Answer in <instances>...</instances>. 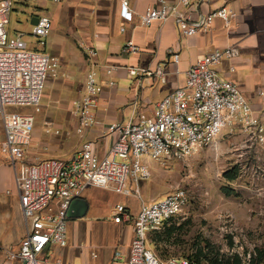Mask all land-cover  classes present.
I'll list each match as a JSON object with an SVG mask.
<instances>
[{
    "label": "built area",
    "instance_id": "obj_1",
    "mask_svg": "<svg viewBox=\"0 0 264 264\" xmlns=\"http://www.w3.org/2000/svg\"><path fill=\"white\" fill-rule=\"evenodd\" d=\"M38 1L57 3L62 0ZM13 2L0 0V117L4 131L0 152L13 171L25 234L15 250L0 245V264H62L51 261L49 251L55 246H67L71 201L82 196L90 186L141 199L139 181L151 175L147 165L140 162L144 155L159 161L183 159L203 148L213 147L224 129L238 128L251 144L264 143V126L258 115L237 84L217 73L219 65L239 55L236 47L228 46L214 49L189 65L184 72L183 85L160 99L151 114H137L126 123L107 124L101 135H113L115 139L104 156L96 153L93 140L85 139L68 158L28 160L26 150L32 139L34 112L40 110L42 91L49 72L57 65V58L42 49H28L21 40V32L16 38L9 37L6 26ZM187 4L188 0H176L174 5L157 0V5L135 15L128 1L120 0L119 16L125 23L136 20L144 26L173 18L180 35L192 36L208 29L214 19L228 26L236 15L233 9L220 7L191 20L179 11L180 5ZM36 17L37 23L31 24V34L44 45L42 38L50 32L52 21L47 15ZM120 30L124 31L125 27ZM136 51L138 48L131 41L125 43L124 53ZM84 53L89 69L81 95L71 102V112L77 120L75 132L80 136L95 124L94 105L103 90L97 68L107 77L106 84L110 87L115 84L112 74L117 68L99 65L94 46L86 48ZM169 53L177 62L178 53L172 50ZM126 70L132 77L156 75L165 81L161 66L155 69L127 67ZM234 70L229 64L227 72ZM53 133L59 134L60 130L53 129ZM128 183L130 187L134 185L132 190L127 187ZM188 203L189 198L181 188L158 201H141L133 218V238L125 264H193L184 257L161 260L148 247V233L182 217ZM129 219L128 210L117 205L112 221L123 223ZM91 255L96 256L93 251ZM113 258L122 259L121 251L116 250Z\"/></svg>",
    "mask_w": 264,
    "mask_h": 264
},
{
    "label": "crops",
    "instance_id": "obj_2",
    "mask_svg": "<svg viewBox=\"0 0 264 264\" xmlns=\"http://www.w3.org/2000/svg\"><path fill=\"white\" fill-rule=\"evenodd\" d=\"M127 1L135 15L143 13L147 7L157 5V0ZM175 1L166 0L169 5H174ZM119 3L120 0L53 2L50 16L52 29L57 27L59 31L58 36L49 43L50 49L44 50L64 62L63 69L57 72L59 78L48 80L45 86L50 87L55 82L64 84L68 98L73 96L78 85L82 89L89 69L84 51L93 46L97 48L96 61L99 65L117 67L112 74L115 84L108 86L107 77L97 68L103 90L94 105L95 124L84 131L82 136L75 132L77 120L71 112V103L66 111L41 107L39 115L34 116L32 139L26 150L28 160L69 157L85 139L93 140L96 153L104 156L115 139L113 135H101L107 124L126 123L137 114H151L160 99L183 85L184 72L189 65L214 49L228 46L236 47L239 55L219 65L217 73L237 84L264 126V0H188L187 5L179 6V11L191 20L220 7L233 9L236 13L228 26L222 20L214 19L208 29L192 36L180 35L173 18L154 21L147 26L137 24L136 20L125 23L119 16ZM32 17L34 16L30 20ZM122 26L125 27L124 31L120 30ZM127 41H131L138 51L124 53ZM169 50L178 53L177 62H174ZM229 64L235 68L232 73L227 72ZM157 66L163 67L165 81H161L156 75L142 74L134 78L126 70L127 67L155 69ZM46 124L51 125L50 133L43 128ZM52 128L59 129L60 133L54 134ZM3 140V123L0 117V145ZM91 187L95 186L88 187L82 196L71 201L68 224L81 223L94 212ZM135 215L129 214L130 219L123 223H115L110 218L113 224L121 226L122 241H119L122 246L115 247L104 260L100 258L90 264H125L127 250L133 238ZM24 234V219L13 171L0 152V245L15 250ZM116 250L121 251L122 259L113 258Z\"/></svg>",
    "mask_w": 264,
    "mask_h": 264
},
{
    "label": "rangeland",
    "instance_id": "obj_3",
    "mask_svg": "<svg viewBox=\"0 0 264 264\" xmlns=\"http://www.w3.org/2000/svg\"><path fill=\"white\" fill-rule=\"evenodd\" d=\"M52 4L38 0H14L6 26L9 37L16 38L21 32V40L28 49L46 48L48 51L49 43L58 36L59 29L51 28L48 35L42 38L45 45H40L39 39L31 34L30 17H50ZM63 62L57 58V65L49 72L46 83L59 78ZM63 86L57 82L50 87L44 86L40 108L45 106L49 110L66 111L72 100L81 95V85L69 98ZM37 115L39 113L34 112V116ZM50 126L46 124L43 127L47 133H50ZM140 162L147 165L151 174L148 179L139 181L141 199L116 193L112 189L91 187L94 212L81 223L67 222V246L53 247L49 251L51 261L90 264L100 258L104 260L115 247L122 246L121 226L110 221L117 204L134 215L141 201H158L181 188L189 198L185 214L168 225L175 227L171 234L158 236L152 232L148 235V247L154 254L162 260L188 257L194 253V244L206 239L226 256L238 254L243 264H264V143L251 144L238 128L231 131L224 129L213 147L203 148L191 156L159 161L144 155ZM235 167L238 169L236 178L227 180L223 174ZM127 187L132 190L134 185L130 187L128 183ZM257 250L261 252L262 260L258 261L256 257L248 263ZM92 251L97 255L92 256Z\"/></svg>",
    "mask_w": 264,
    "mask_h": 264
},
{
    "label": "trees",
    "instance_id": "obj_4",
    "mask_svg": "<svg viewBox=\"0 0 264 264\" xmlns=\"http://www.w3.org/2000/svg\"><path fill=\"white\" fill-rule=\"evenodd\" d=\"M237 172L238 169L237 167H235L233 170L225 171L223 176L227 180H233L236 178ZM228 192L230 191L228 190ZM172 222L173 221H171L170 223H165L164 226L159 230L150 231L148 235L152 232L157 233L158 236H161V234H167V235L171 234V232L175 229V227L168 225L171 224ZM193 249H194L193 254L189 255L188 257H184L187 258L193 264H243L242 259L238 254L226 256L219 251L218 247H216L213 243H211L206 239L200 243L197 242L196 244H194ZM256 257L258 258V261L262 260L261 252H259L258 250L257 253H254V255L248 259L247 262L248 263L253 262L256 259Z\"/></svg>",
    "mask_w": 264,
    "mask_h": 264
},
{
    "label": "water",
    "instance_id": "obj_5",
    "mask_svg": "<svg viewBox=\"0 0 264 264\" xmlns=\"http://www.w3.org/2000/svg\"><path fill=\"white\" fill-rule=\"evenodd\" d=\"M30 23L31 24H36L37 23V17L36 16L32 17L31 20H30Z\"/></svg>",
    "mask_w": 264,
    "mask_h": 264
}]
</instances>
